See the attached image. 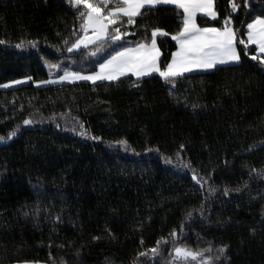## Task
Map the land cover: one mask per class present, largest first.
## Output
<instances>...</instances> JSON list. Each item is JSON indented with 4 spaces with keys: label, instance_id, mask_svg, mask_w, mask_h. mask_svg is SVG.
Listing matches in <instances>:
<instances>
[{
    "label": "trees",
    "instance_id": "obj_1",
    "mask_svg": "<svg viewBox=\"0 0 264 264\" xmlns=\"http://www.w3.org/2000/svg\"><path fill=\"white\" fill-rule=\"evenodd\" d=\"M234 2L214 0L216 18L196 23L221 28L230 16L237 63L170 80L0 87V136L16 133L0 144V264H264V64L246 37L264 0ZM141 13L70 52L82 20L68 0H0V86L95 71L157 27L164 69L183 10ZM177 246L200 255L174 261Z\"/></svg>",
    "mask_w": 264,
    "mask_h": 264
},
{
    "label": "snow or ice",
    "instance_id": "obj_2",
    "mask_svg": "<svg viewBox=\"0 0 264 264\" xmlns=\"http://www.w3.org/2000/svg\"><path fill=\"white\" fill-rule=\"evenodd\" d=\"M111 2L112 0H68V3L79 12L82 20L81 28L84 33L72 43L71 48L68 49L70 52L82 45L87 46L101 41L103 37L108 35L109 26L116 24L122 17L127 18L128 24L135 23V18L142 15L141 9L145 5L174 4L183 9V14L182 27L173 36L179 46L172 53L171 61L164 69L158 66L157 58L160 55V50L157 47V35L163 36L166 33L164 29L157 27L152 29L150 43L140 42L135 47L120 48L119 51H116L104 63L100 64L99 72L82 76L81 73L65 71V74L59 77L60 80L87 79L97 81L107 79L112 81L123 76L126 72L134 73L137 77L151 72H158L165 80H170V78L182 75L186 71L211 69L218 63L240 60V53L236 47V32L229 26L230 16L225 19L221 28H201L196 23L195 17L198 12L216 17L214 0H115V6H109ZM230 3L233 11L239 7L234 0H230ZM247 30V43L257 45L258 55L254 56L253 59L264 64V15H257L255 19L247 24ZM121 35L120 30L116 29L111 39L113 41L119 40ZM30 43L34 44L35 42ZM240 43H244V41H240ZM22 46V44L17 45V47ZM53 67H56V65H53ZM10 83L16 84L19 81H11ZM23 123L27 125L31 124L32 121L25 120ZM14 135L16 133L13 131L10 136ZM5 139L6 137L0 136V141ZM93 139L99 138L93 137ZM117 143L126 144L127 141H118ZM193 178L196 179L195 176ZM234 190L239 191L240 189ZM227 192L228 189L225 188V193ZM175 234L174 231L172 235ZM162 241L166 242L165 238L158 240L157 246L151 249L153 254L159 251V245ZM226 247L225 245L219 249L221 255L224 254ZM174 252L176 254L173 257L174 261L181 257L196 258L200 255L199 252L182 246L175 247ZM138 255L143 256L144 253ZM207 259L211 264L212 258L208 257Z\"/></svg>",
    "mask_w": 264,
    "mask_h": 264
},
{
    "label": "rangeland",
    "instance_id": "obj_3",
    "mask_svg": "<svg viewBox=\"0 0 264 264\" xmlns=\"http://www.w3.org/2000/svg\"><path fill=\"white\" fill-rule=\"evenodd\" d=\"M201 14H204V15H206V16H208L206 13H201ZM208 17H211V16H208ZM84 33H83V30H82V34L81 35H83ZM80 35V36H81ZM107 38V36H105V37H103L101 40H103V39H106ZM98 42V41H97ZM94 43H96V42H94ZM93 43V44H94ZM150 43V42H149ZM90 45H92V44H90ZM90 45H87V46H84V45H82L80 48H78V49H74V50H72V51H76V50H79V49H81V48H84V47H88V46H90ZM179 46V45H178ZM71 48V47H70ZM178 48V47H177ZM113 55V54H112ZM159 57H160V55H159ZM159 57L157 58V63H158V60H159ZM109 58V57H108ZM107 58V59H108ZM106 59V60H107ZM105 61V60H104ZM171 61V60H170ZM240 61V60H239ZM239 61H236V62H232V61H229V62H227V63H218V64H216V65H219V64H232V63H237V62H239ZM102 63H104V62H102ZM101 63V64H102ZM99 66H100V64L98 65V67H97V69L95 70V71H91V72H77V73H81V75L82 76H87V75H89L90 73H95V72H99L100 71V68H99ZM158 66H159V64H158ZM211 69H213V68H211ZM211 69H193V70H191V71H186V72H184V73H190V72H194V71H208V70H211ZM67 72H69V73H71V71H67ZM54 73L55 74H57V72H56V70L54 71ZM153 73H158V72H151V73H148V74H146V75H150V74H153ZM183 73V74H184ZM54 74V75H55ZM65 74V71L63 72L62 71V73H60V75H56V76H51V75H49V77L47 78V79H45V80H41V81H32V79L30 78V77H23V78H19V79H15V80H12V81H19V83H16V84H12V83H10L11 81H9V82H7V83H5V84H2L0 87L1 88H6V87H14V86H19V85H24V84H27V83H29V82H33V84L35 85V86H43V85H50V84H56V83H71V82H81V81H83V82H90V83H96V82H100V81H109V80H107V79H102V80H97V81H92V80H87V79H66V80H60L59 79V77L60 76H63ZM127 75H132V76H134V77H136V78H140V77H137L134 73H131V72H126L123 76H120V77H118V78H121V77H124V76H127ZM146 75H144V76H146ZM144 76H141V77H144ZM117 78V79H118ZM113 81V80H112ZM12 137L13 136H9V137H7L5 140H3V141H0V144H3V143H6V142H8L10 139H12ZM182 258H184V257H182ZM12 264H45V263H41V262H20V263H12Z\"/></svg>",
    "mask_w": 264,
    "mask_h": 264
},
{
    "label": "crops",
    "instance_id": "obj_4",
    "mask_svg": "<svg viewBox=\"0 0 264 264\" xmlns=\"http://www.w3.org/2000/svg\"><path fill=\"white\" fill-rule=\"evenodd\" d=\"M168 5H174V4H168ZM145 6H153V5H145ZM144 6V7H145ZM155 6V5H154ZM176 6V5H175ZM183 10V9H182ZM198 14H201L200 12H198L197 14H196V16L198 15ZM202 15H204V14H202ZM206 16V15H205ZM208 17V16H207ZM209 18H211V19H214V18H216V17H209ZM195 19H196V17H195ZM201 28H206V27H201ZM248 31V30H247ZM246 37H247V35H246ZM175 42H176V40H175ZM176 45H177V47H178V44H177V42H176ZM254 45V44H253ZM136 46V45H135ZM135 46H132V47H135ZM255 47H256V53L258 54V52H257V45H254ZM177 47H176V49H175V51L177 50ZM174 51V52H175ZM171 59H172V56H171ZM170 59V60H171ZM104 62V61H103ZM219 65H224V64H219ZM217 66V65H216ZM147 76V75H146Z\"/></svg>",
    "mask_w": 264,
    "mask_h": 264
}]
</instances>
